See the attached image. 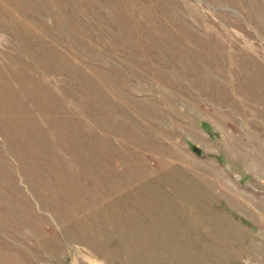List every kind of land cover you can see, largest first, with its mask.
<instances>
[{
  "label": "rangeland",
  "instance_id": "1",
  "mask_svg": "<svg viewBox=\"0 0 264 264\" xmlns=\"http://www.w3.org/2000/svg\"><path fill=\"white\" fill-rule=\"evenodd\" d=\"M0 264H264V0H0Z\"/></svg>",
  "mask_w": 264,
  "mask_h": 264
}]
</instances>
